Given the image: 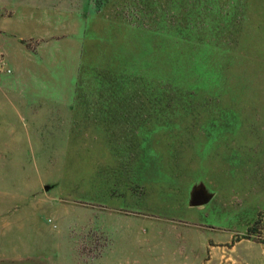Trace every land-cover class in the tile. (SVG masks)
Masks as SVG:
<instances>
[{
    "label": "rangeland",
    "instance_id": "obj_1",
    "mask_svg": "<svg viewBox=\"0 0 264 264\" xmlns=\"http://www.w3.org/2000/svg\"><path fill=\"white\" fill-rule=\"evenodd\" d=\"M0 264H264V0H0Z\"/></svg>",
    "mask_w": 264,
    "mask_h": 264
}]
</instances>
